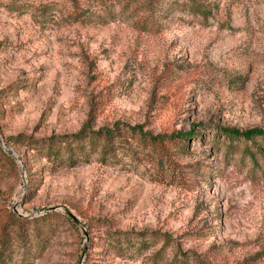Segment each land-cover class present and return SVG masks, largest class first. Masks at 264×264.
<instances>
[{"label":"rangeland","instance_id":"1","mask_svg":"<svg viewBox=\"0 0 264 264\" xmlns=\"http://www.w3.org/2000/svg\"><path fill=\"white\" fill-rule=\"evenodd\" d=\"M84 123L193 135L34 148ZM218 127L264 128V0H0V264H264V135Z\"/></svg>","mask_w":264,"mask_h":264},{"label":"trees","instance_id":"2","mask_svg":"<svg viewBox=\"0 0 264 264\" xmlns=\"http://www.w3.org/2000/svg\"><path fill=\"white\" fill-rule=\"evenodd\" d=\"M184 3L185 0H183V4ZM203 14L204 12H202V15ZM122 129L125 132H129L130 134H137L139 138L145 139L151 143H161L164 139H170L174 137L180 138L181 142L184 143L185 139L193 135L192 131L181 134L177 132L175 133V136L152 134L149 131L142 130L140 125L123 126L115 124L113 128H92L87 123H84L77 131L73 133H67L61 136H51L46 139H36L33 145L36 150L38 149L44 155V157L51 162L60 161V163L74 165L80 161H86L90 155L95 152H97L100 161H105L109 155H112L114 143L116 138L119 136L118 131ZM216 130L228 139H233V137L250 139L254 137H262L264 135V128L259 127H251L243 131H238L236 129L227 127H218ZM115 234L116 239H120L121 237L124 238L125 235V233L120 231L116 232ZM145 235L146 233L143 231L135 232V239L140 242L137 243V245H133L137 246V248L144 246L146 243L144 241ZM147 236L152 237L153 239L156 237L155 233H149Z\"/></svg>","mask_w":264,"mask_h":264},{"label":"water","instance_id":"3","mask_svg":"<svg viewBox=\"0 0 264 264\" xmlns=\"http://www.w3.org/2000/svg\"><path fill=\"white\" fill-rule=\"evenodd\" d=\"M65 212L70 216L72 220L76 221V218L72 214H70L67 210H65Z\"/></svg>","mask_w":264,"mask_h":264}]
</instances>
